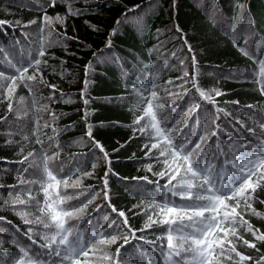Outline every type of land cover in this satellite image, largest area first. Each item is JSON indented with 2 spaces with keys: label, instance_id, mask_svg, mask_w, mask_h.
<instances>
[{
  "label": "trees",
  "instance_id": "trees-1",
  "mask_svg": "<svg viewBox=\"0 0 264 264\" xmlns=\"http://www.w3.org/2000/svg\"><path fill=\"white\" fill-rule=\"evenodd\" d=\"M68 3L81 14L67 15ZM68 3L57 0L55 7H49L50 0H0V20L7 22L0 24V71L14 74L16 67L27 66L36 58L42 36L51 41L42 58L47 61L46 66L41 65L45 83L40 85V92L35 97L39 102L37 108L44 105L46 110L33 108L32 97L23 86L13 98L12 113L7 112V102L0 97V117H6L0 119V203L13 191L11 186L17 185L27 166L21 163L23 156L31 151L37 162L43 156L41 145L36 143L37 137L50 151H58L57 164L63 162L66 171H76L77 175L93 173L84 178L83 185L85 188L92 186L98 192L100 178L108 165L86 135L91 126L92 136L103 144L111 160L113 174L108 179L112 203L125 211L133 228H140L146 217L137 215L141 210L133 205L140 204L141 200L147 203L158 193L154 183L132 180V177L143 175H148L152 181L157 179L144 171L152 162L145 156V137L132 130L133 118L138 111L133 86L140 83L147 86L149 76L154 75L156 90L165 104L160 113L163 126L174 127L177 139L198 136L203 128L198 127L196 121L203 124L211 115V106L200 100L191 84L184 86L189 90L187 95L176 87L183 83L178 79L183 77L182 63L189 62L187 72L189 76L194 71L199 73L201 88L223 93L215 97L218 106L253 126L248 115L257 109H249L246 105L258 108L264 104V97L256 90L257 85L251 77L250 70L258 71V66L239 48H247L264 59V0H68ZM135 5L141 7L128 12ZM45 13L52 17L66 16L63 25H54L51 36L47 30L43 34L39 30ZM32 20L37 23L25 27ZM117 20L121 23L117 24ZM177 26L181 29L179 33ZM234 36L236 46L232 43ZM183 37L187 38V44ZM165 89L179 94L168 96ZM20 96L25 100L17 103ZM233 101H239V104L235 105ZM196 104L201 105L199 111L189 112ZM52 113L56 117L54 120ZM177 121L180 123L176 124ZM230 133H221L220 138L227 141ZM231 135L235 136V133ZM159 167L153 164L154 170ZM24 175L27 177L28 174ZM256 197L253 207L264 213V204L259 203L264 200V190H258ZM97 205L101 206L99 211ZM104 205L105 201L97 197L89 206L86 219H92L98 227L106 225V215L117 219ZM243 215L254 227L264 231V216H255L251 212ZM0 217L5 218L0 220V229L5 230L0 232V239L4 241L0 259L7 264L12 259L10 254L16 252L11 243L15 232L13 226L22 231L24 226L6 207H0ZM238 231L244 239H252L243 228ZM160 232L161 228L157 227L143 235L155 239ZM117 246L113 245L111 250L114 252ZM257 246L260 252L237 244L238 250L253 260L264 255V244ZM127 247L132 251L148 250L142 240L131 241Z\"/></svg>",
  "mask_w": 264,
  "mask_h": 264
},
{
  "label": "snow or ice",
  "instance_id": "snow-or-ice-1",
  "mask_svg": "<svg viewBox=\"0 0 264 264\" xmlns=\"http://www.w3.org/2000/svg\"><path fill=\"white\" fill-rule=\"evenodd\" d=\"M65 2L68 3V0ZM56 3L57 0H50L49 7H55ZM139 7L135 5L128 12ZM80 14L68 3L67 15ZM123 15L127 17V13ZM65 20L66 16L57 14L52 17L45 13L39 30L42 34L47 30L48 36H51L55 31L54 25H63ZM4 23L7 22L0 20V24ZM36 23V20L29 21L25 27ZM116 23L120 24L121 21L117 20ZM176 30L181 32L178 26ZM183 39L187 44V38ZM232 43L236 46L235 36ZM244 43L247 44V39ZM50 46L51 41L42 36L40 50L30 64L16 67L14 74L0 71V97L7 102L8 113L14 111L13 98L21 86L32 97L33 108L46 110L44 105L37 108L39 102L35 97L40 92V85L45 83L41 65H47L42 58L46 55V47ZM188 51H192L190 45ZM239 51L258 66V71L250 70L251 77L257 85L256 90L264 97V59L258 58L247 48H239ZM193 67H196L195 56ZM198 75L194 71L189 76L185 71L183 77H178L183 83L176 87L187 95L189 90L184 86L191 84L200 100L211 106V115L203 124L196 121L197 126L203 128L202 133L184 139H177L174 127L163 126L160 113L165 104L156 90L154 75L149 76L147 86L144 83L133 86L138 111L133 118L132 130L145 137V156L152 162L145 166L144 171L157 179L152 181L148 175H143L132 177V180L154 183L158 193L147 203L141 200L140 204L133 205L141 210L137 215L146 217L140 228H133L125 211L117 209L112 203L108 179L113 174L111 160L103 144L92 136L91 126H88L86 135L108 165L100 178L98 192L92 186L85 188L83 185L84 178L91 177L93 173L77 175L76 171H66L63 162L57 164L58 151H50L49 147L44 146V141L37 137L36 143L41 145L43 156L39 162L31 151L23 156L21 163L27 166L17 185L11 186L13 191L0 203V207L13 211L24 226L23 231L13 226L15 232L11 243L16 252L10 254L12 259L7 264H248L250 261L252 264H264V255L253 260L237 248L240 243L260 252L257 245L264 244V231L254 227L243 215L251 212L255 216H264L253 207L257 191L264 190V104L258 108L246 105L249 109H257L248 115L253 122V126H249L232 112L219 107L215 97L223 93L217 89L201 88ZM48 87L55 88L54 85ZM86 87L87 81L85 90ZM165 91L168 96L179 94ZM24 100L25 97L20 96L17 103ZM84 103L88 101L85 99ZM232 103L238 105L239 101ZM200 107V104H196L189 112L195 113ZM51 115L54 120L55 114ZM230 129L235 136L231 135ZM221 133H230L229 139L222 140ZM153 164L160 165L159 169L154 170ZM24 174H28L27 177ZM97 197H101L105 201L104 207L117 217L114 220L106 215L104 227H98L92 219H86L89 206ZM259 203L264 204V200ZM100 207L97 205V211ZM4 219L0 217V220ZM157 227L161 228V232L155 239L143 235ZM240 228L249 233L252 239H244L239 234ZM3 231L0 229V232ZM135 240H142L148 245V250H130L127 246ZM3 243L0 239V247ZM113 245H118L114 252L111 250ZM0 264L6 262L0 259Z\"/></svg>",
  "mask_w": 264,
  "mask_h": 264
},
{
  "label": "rangeland",
  "instance_id": "rangeland-1",
  "mask_svg": "<svg viewBox=\"0 0 264 264\" xmlns=\"http://www.w3.org/2000/svg\"><path fill=\"white\" fill-rule=\"evenodd\" d=\"M177 60H178V59H177ZM178 62H179V60H178ZM181 63H182V62H181ZM188 63H189V62H187V63H182V65L184 66V69H183L184 72L187 71L186 68L188 67ZM184 72H183V74H184Z\"/></svg>",
  "mask_w": 264,
  "mask_h": 264
}]
</instances>
